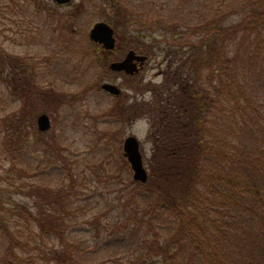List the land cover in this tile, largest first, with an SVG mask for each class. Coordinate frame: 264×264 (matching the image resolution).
I'll return each instance as SVG.
<instances>
[{
  "label": "trees",
  "instance_id": "1",
  "mask_svg": "<svg viewBox=\"0 0 264 264\" xmlns=\"http://www.w3.org/2000/svg\"><path fill=\"white\" fill-rule=\"evenodd\" d=\"M173 1V18L141 26L167 45L165 82L122 110L130 126L150 121L148 182L126 161L110 174L78 171L71 147L34 151L28 130L4 121L11 168L62 209L0 216L2 264H19L24 245L47 264H264V0Z\"/></svg>",
  "mask_w": 264,
  "mask_h": 264
},
{
  "label": "rangeland",
  "instance_id": "2",
  "mask_svg": "<svg viewBox=\"0 0 264 264\" xmlns=\"http://www.w3.org/2000/svg\"><path fill=\"white\" fill-rule=\"evenodd\" d=\"M153 6L158 8L154 7L155 12L151 10ZM175 7L173 0H74L65 7L53 0H0L1 217L16 219L24 207L36 213L43 210L57 213L62 209L59 204L55 205L54 197L49 198V193L33 188L40 186L35 183L38 179L30 174L18 177L19 168H11L3 155L2 143L8 134L4 121H8L13 132H17L19 123L28 130L32 150L43 152L44 141L55 149L68 145L76 153L78 171L86 167L91 172L92 167L98 175L112 172L109 163L114 162L110 167H119L123 161L127 162L124 143L134 136L140 142L149 170L153 151L150 121L141 117L130 126V115L122 110L127 108L125 103L138 97L140 102L144 97L149 100L153 88L165 82L167 45L162 41L161 32L141 26L150 24L153 18L155 21L159 12L167 20L173 18ZM113 20L122 28L115 29L116 51L106 56L101 47L90 41L89 34L95 24H110ZM130 20H134L133 27L128 26ZM139 47L143 50L149 47L151 52L140 53ZM131 51L149 58L138 79L141 85L136 79L110 71L112 63L124 60ZM104 83L118 86L122 95L119 98L106 95L101 91ZM43 115L51 119L52 128L36 142L31 132L35 128L34 132L40 133L37 121ZM101 160L103 162L99 163ZM89 172L83 173V178L88 179V185L95 184ZM21 177L28 178L24 184L29 189L20 184ZM45 226L48 228L49 224ZM20 230L26 232L27 229ZM4 246L0 243L1 264ZM17 251L21 256L19 264H47L44 256H34L25 245Z\"/></svg>",
  "mask_w": 264,
  "mask_h": 264
},
{
  "label": "water",
  "instance_id": "3",
  "mask_svg": "<svg viewBox=\"0 0 264 264\" xmlns=\"http://www.w3.org/2000/svg\"><path fill=\"white\" fill-rule=\"evenodd\" d=\"M58 5H68L73 0H53ZM89 39L98 45H102L106 51H114L117 46V38L115 30L107 23L100 22L94 25L89 34ZM148 58L137 55L135 51L129 52L127 57L121 62H114L110 66V70L115 73H125L130 76L140 73L144 68ZM140 63V67L138 64ZM101 89L113 96H120L122 91L114 84L105 83ZM37 125L42 133L48 132L52 127L51 119L47 115L41 116ZM124 154L134 173V181L146 184L149 180V173L144 164V158L140 149V142L136 137H129L124 143Z\"/></svg>",
  "mask_w": 264,
  "mask_h": 264
},
{
  "label": "flooded vegetation",
  "instance_id": "4",
  "mask_svg": "<svg viewBox=\"0 0 264 264\" xmlns=\"http://www.w3.org/2000/svg\"><path fill=\"white\" fill-rule=\"evenodd\" d=\"M103 51V50H102ZM116 51V50H115ZM114 51V52H115ZM114 52H105V51H103L102 53H104V54H106V56H108V55H110V54H113ZM140 64L138 63V66H139Z\"/></svg>",
  "mask_w": 264,
  "mask_h": 264
}]
</instances>
